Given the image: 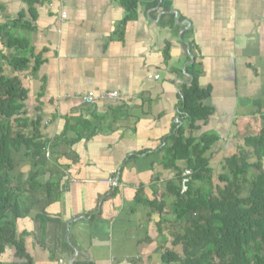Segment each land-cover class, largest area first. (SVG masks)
<instances>
[{
  "label": "crops",
  "instance_id": "obj_1",
  "mask_svg": "<svg viewBox=\"0 0 264 264\" xmlns=\"http://www.w3.org/2000/svg\"><path fill=\"white\" fill-rule=\"evenodd\" d=\"M127 13L120 0H0V26L28 41L30 59L17 71L2 61L4 73L21 79L27 116L49 140L37 157L17 154L14 174L53 184L46 214L17 222L30 259L12 247L10 263L163 264L171 237L148 203L176 179L166 164L172 135L190 133L180 88L194 61L213 111L193 134L218 137L207 153L214 189L225 159L253 151L246 137L264 129V0H139ZM108 91L119 97L82 100Z\"/></svg>",
  "mask_w": 264,
  "mask_h": 264
},
{
  "label": "trees",
  "instance_id": "obj_2",
  "mask_svg": "<svg viewBox=\"0 0 264 264\" xmlns=\"http://www.w3.org/2000/svg\"><path fill=\"white\" fill-rule=\"evenodd\" d=\"M139 0H120L128 12L136 15ZM18 22V20H15ZM9 24L0 26V35L7 41L0 45V264H13L10 259L29 257L24 240L17 237V222L32 208L46 210V198L52 197V182L41 183L39 171H29L21 184L16 181V156L37 157L49 140L43 139L38 121L27 116L25 100L28 90L17 75L7 76L1 62L6 60L15 71L24 70L30 63L25 54L29 43L24 37L9 33ZM13 25L17 26L16 23ZM18 53L5 56V49ZM191 83L180 88L181 106L189 122L190 133L182 135L183 128L173 135L169 148L168 167L177 169L176 179L170 181L167 192L149 201L151 211L160 214L158 229L171 237L172 248L162 253L163 264H264V168L262 150L264 129L259 134L246 137V145L253 151H238L225 159L219 184L212 185V168L208 151L218 140L213 134L195 136L198 122H206L212 108L204 104L207 89L198 85L200 70L196 61L188 65ZM34 124L31 134L29 125ZM37 131V132H35ZM31 134V135H30ZM251 156H256L250 161ZM185 160L186 167L178 168ZM191 170L188 189L182 192L183 172ZM211 182L208 189L194 183ZM170 196L167 203L164 197ZM38 213L36 222L45 221ZM46 223V222H45ZM45 227V224L41 226ZM45 229V228H44ZM43 229V230H44ZM14 247L11 258L7 252Z\"/></svg>",
  "mask_w": 264,
  "mask_h": 264
},
{
  "label": "built area",
  "instance_id": "obj_3",
  "mask_svg": "<svg viewBox=\"0 0 264 264\" xmlns=\"http://www.w3.org/2000/svg\"><path fill=\"white\" fill-rule=\"evenodd\" d=\"M66 14L63 13V16H65ZM101 97V98H99ZM119 97V93L118 91H108V92H105L103 93L101 96H96L93 92H88L86 95H84L82 97V100L84 103H87V104H91L99 99H108V98H118ZM99 98V99H98ZM191 179V170L190 169H186L184 172H183V178L181 180V186H182V192H185L187 189H188V182L190 181Z\"/></svg>",
  "mask_w": 264,
  "mask_h": 264
},
{
  "label": "rangeland",
  "instance_id": "obj_4",
  "mask_svg": "<svg viewBox=\"0 0 264 264\" xmlns=\"http://www.w3.org/2000/svg\"><path fill=\"white\" fill-rule=\"evenodd\" d=\"M263 158V168H264V155L262 156ZM256 159V156H251V159L250 161H254ZM26 176H24V172L23 171H20L19 172V178L16 179V181L14 183H19L21 184L23 182V180H21V178H24ZM19 179V180H18ZM209 184H211V182H208V181H205V182H201V186L204 188V189H208L210 186Z\"/></svg>",
  "mask_w": 264,
  "mask_h": 264
}]
</instances>
